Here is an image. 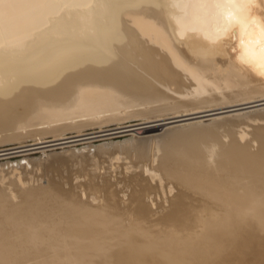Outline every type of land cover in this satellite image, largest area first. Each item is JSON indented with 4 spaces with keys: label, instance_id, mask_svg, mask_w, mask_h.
Instances as JSON below:
<instances>
[{
    "label": "bare ground",
    "instance_id": "1",
    "mask_svg": "<svg viewBox=\"0 0 264 264\" xmlns=\"http://www.w3.org/2000/svg\"><path fill=\"white\" fill-rule=\"evenodd\" d=\"M263 104L264 0H0V143L144 134L118 176L0 163V264H264Z\"/></svg>",
    "mask_w": 264,
    "mask_h": 264
},
{
    "label": "rangeland",
    "instance_id": "2",
    "mask_svg": "<svg viewBox=\"0 0 264 264\" xmlns=\"http://www.w3.org/2000/svg\"><path fill=\"white\" fill-rule=\"evenodd\" d=\"M263 106H264V104L261 105V106L258 105V106H254V107H247V108H243V110H241V111L251 110V109L258 108V107H263ZM235 111L236 110H234L233 112H231V111L230 112L229 111L220 112V114L226 115L225 113H227V112L232 114ZM216 116H218V115L217 114L216 115L215 114H209V115H205L203 117L201 116V117H195V118H191V119L187 118V119H183V120L176 121V122H170V119L163 118V117H166V116H161V118L159 116V117H156V118L155 117L148 118L149 121L147 119H145V121L147 123L145 121H142V119L144 120V118H142V117H131V118H128V119L121 120L120 125L121 124L125 125V124H131V123H138L139 121H142L143 123H141V124L145 123L144 125L156 124L155 126L158 127V129H156L154 132H156V131L157 132H163V131L167 130L168 128H170V126H178V125H179L178 127H172V128H179V130H183L186 125L185 126H180V124H184V123H188V122L190 123V122L195 121V120L203 119L204 123H207V122H209L208 120H210L211 118L216 117ZM153 118H155V119L153 120ZM158 118H160L161 120L158 119ZM150 119H152V120H150ZM117 125H118V123L116 121H111V122H108L105 125H103V127L104 128H112V127H115ZM131 127L132 126L126 127V129L127 128H131ZM134 127H136V126H134ZM82 128L83 129L80 131L81 133L82 132H89L91 130L95 131V129L98 130L99 127H97V126H93V127L92 126H84ZM133 132H134L133 130H128V131H123V132H119V133H116V134L102 135V136H97V137L73 140V141H69V142H65L66 139L65 140L62 139V141L64 143L61 140H59V141L58 140H53V141L44 142V143L41 142L42 144L41 143H33V142L35 140H36L35 142L39 141L38 139H40V141H44V140H49V139L51 140V139H54V137L55 138H57V137L55 135H53L52 133H44V135L41 134V135H37L36 137H35V135H31V136L23 137V138H21V140L20 139H16L15 141L14 140H10V141H6V142H3V143H0L1 144L0 145V149L9 148V147L11 148V147H14V146H18V145H21V143L24 144V142H25V144H27V145H25V147L21 146V148L19 147V148L16 149V150H18V149H23V150L0 155V163H3L4 161L5 162L8 161V163H6L4 165L5 167L2 166L4 169H7V168H9L10 165L14 164L19 169H22L23 171L24 170H26V171L28 170V172L30 173L29 175H32L34 173L33 174L34 177H36V176L39 177V178L41 177L40 179L43 182L46 181L48 179V177L49 178L59 179V180H68L69 183H74V182H78L79 180H83L84 176H81L82 178H80V176H79L77 178L72 179L73 178V174H76L78 172L82 173L83 171H85V172L90 171L91 168H93V165H94L93 162H95V161L98 164V167H97V170H96L97 173H104L105 172L104 174L108 176V174L109 175L110 174H115L117 172L115 175L118 176L120 174L119 171L122 170L121 169V167H122L121 164L125 160L124 159H119V160H115V159L113 160L112 159L110 161L109 156L106 153H103L100 150L99 147L101 145H103V144H105V145L109 144L110 147L111 146L115 147L114 148L115 150L112 147H111L112 148L111 150L112 151H116V147H118L116 145L118 143H121L119 141L122 140L124 142V140H127V138L129 140L130 137H131L130 139H132V138L138 139V138H140L141 135H144L143 133L142 134L141 133L133 134ZM75 133H79V132L76 131V129H74V130L73 129H68V130H66L64 132L63 135H65V136H67V135L69 136L70 135L71 136V135H73ZM134 136H136V137H134ZM75 139H77V138H75ZM30 142L33 144V146H32V144H30ZM111 142H112V145L110 144ZM115 142H117V144H114ZM28 143H29V145H28ZM39 144H41V145H39ZM43 145H45V146H43ZM78 147H80V148H78ZM81 147H83V148H81ZM25 148H27V149H25ZM14 149L15 148H11V150H8V151H13ZM79 149H81V150H79ZM75 152H76V154H75ZM74 154H75V157H74ZM24 156L26 158H24ZM93 157L95 159L94 161L92 159ZM56 158H57V160H56ZM78 158H79V160H78ZM128 159L129 158H127V160ZM36 161H38V162H36ZM24 162H30L29 164L27 163L28 164V168L27 167L26 168L23 167V165H26ZM19 163H21V166L19 165ZM111 163H112V166H110ZM38 165H39V167H38ZM39 168H40V170H39ZM116 170H118V171H116ZM45 178H46V180H45Z\"/></svg>",
    "mask_w": 264,
    "mask_h": 264
}]
</instances>
